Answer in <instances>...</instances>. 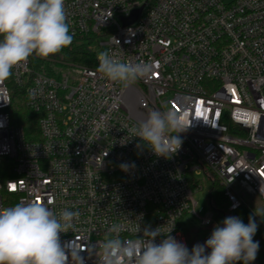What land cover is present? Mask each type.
Returning <instances> with one entry per match:
<instances>
[{
	"label": "built area",
	"instance_id": "built-area-1",
	"mask_svg": "<svg viewBox=\"0 0 264 264\" xmlns=\"http://www.w3.org/2000/svg\"><path fill=\"white\" fill-rule=\"evenodd\" d=\"M65 8L73 37L106 38L99 46L110 55L151 70L125 85L81 66L51 76L30 57L15 67L0 82V209L38 200L78 212L61 237L76 254L68 264H98L106 238L133 239L146 226L172 229L188 247L180 223L198 216L194 194L209 178L231 213H254L249 200L264 205V0H65ZM10 84L26 86L41 141L12 124ZM169 109L189 126L164 158L134 129ZM217 224L210 209L201 218L211 232Z\"/></svg>",
	"mask_w": 264,
	"mask_h": 264
},
{
	"label": "clouds",
	"instance_id": "clouds-1",
	"mask_svg": "<svg viewBox=\"0 0 264 264\" xmlns=\"http://www.w3.org/2000/svg\"><path fill=\"white\" fill-rule=\"evenodd\" d=\"M72 42L65 0H0V82L33 54L47 58ZM97 59L98 71L105 78L125 85L151 70L108 52L98 53ZM188 126L174 110H152L134 131L155 155L168 158L181 148L179 134ZM129 167L120 165L122 171ZM78 217V212L57 213L38 200L0 209V264H68L69 255L76 254L70 253L61 237ZM257 230L253 216L247 224L239 216H229L203 244L189 249L169 234L172 229L164 234L159 227L146 226L133 239H121L119 234L106 238L97 253L98 264H252L259 251V242L254 240Z\"/></svg>",
	"mask_w": 264,
	"mask_h": 264
},
{
	"label": "trees",
	"instance_id": "trees-1",
	"mask_svg": "<svg viewBox=\"0 0 264 264\" xmlns=\"http://www.w3.org/2000/svg\"><path fill=\"white\" fill-rule=\"evenodd\" d=\"M100 36H76L70 46L62 49L55 55L47 58H41L33 54L30 56L32 66L35 70L41 68L50 73L51 65H71L98 69L96 47L99 44ZM51 75V74H50ZM12 103L9 108L12 124L23 129L26 140L29 142H39L42 140L39 128L41 114L32 110L27 104V88L26 86L18 87L10 84ZM5 179L11 177V174L3 176ZM207 202L210 210L214 213L217 223H221L224 218L229 216H239L242 221L247 224L249 216H253L258 225V230L254 236V240L259 242V251L255 261L252 264H264V207H252V213L247 208H241L236 212L228 211V202L224 197V189L215 178L207 180ZM255 215L261 218L259 221ZM182 223V222H181ZM180 228L182 229V224ZM183 230V229H182ZM188 247L191 249L196 244H203L211 235V227L197 226L184 232ZM237 264H242L237 262Z\"/></svg>",
	"mask_w": 264,
	"mask_h": 264
},
{
	"label": "rangeland",
	"instance_id": "rangeland-1",
	"mask_svg": "<svg viewBox=\"0 0 264 264\" xmlns=\"http://www.w3.org/2000/svg\"><path fill=\"white\" fill-rule=\"evenodd\" d=\"M99 41L100 42H104L106 41V38H99ZM100 52H107V48L105 46H99V44L97 45L96 47V53L98 55V53ZM78 67V66H71V65H61V66H56L54 64L51 65V70H50V73L41 68L40 70L38 71H41L45 74H48L51 76H55V77H71L72 75H75L76 74V71H75V68ZM207 189H208V184L206 183L205 184V190L203 192H199V193H195L194 194V197H195V200L198 202V207L196 209V212H197V215H194V214H187L185 216V218L182 220V231L185 232L186 230H190L194 227H197V226H200L201 225V218L204 217L208 211H209V205H208V202H207ZM249 204L252 206V207H260L264 205L259 201V200H249L248 201Z\"/></svg>",
	"mask_w": 264,
	"mask_h": 264
},
{
	"label": "water",
	"instance_id": "water-1",
	"mask_svg": "<svg viewBox=\"0 0 264 264\" xmlns=\"http://www.w3.org/2000/svg\"><path fill=\"white\" fill-rule=\"evenodd\" d=\"M141 10L133 12L132 16L128 19H123L124 25H131L140 15Z\"/></svg>",
	"mask_w": 264,
	"mask_h": 264
},
{
	"label": "snow or ice",
	"instance_id": "snow-or-ice-1",
	"mask_svg": "<svg viewBox=\"0 0 264 264\" xmlns=\"http://www.w3.org/2000/svg\"><path fill=\"white\" fill-rule=\"evenodd\" d=\"M15 186H13V188H14Z\"/></svg>",
	"mask_w": 264,
	"mask_h": 264
}]
</instances>
